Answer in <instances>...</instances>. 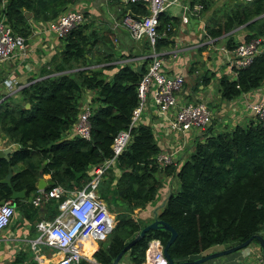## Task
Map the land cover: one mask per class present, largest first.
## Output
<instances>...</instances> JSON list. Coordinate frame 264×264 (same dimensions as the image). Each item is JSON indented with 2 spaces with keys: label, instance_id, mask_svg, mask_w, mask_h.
I'll return each instance as SVG.
<instances>
[{
  "label": "trees",
  "instance_id": "trees-1",
  "mask_svg": "<svg viewBox=\"0 0 264 264\" xmlns=\"http://www.w3.org/2000/svg\"><path fill=\"white\" fill-rule=\"evenodd\" d=\"M198 2L201 8H208L204 0ZM3 3L0 14L5 23L13 34L27 38L30 29L24 12L47 23L65 12L73 0H0V7ZM239 4L218 24L206 27L209 37L218 39L240 26L256 28L255 35H247L245 40L264 35V0ZM130 7L135 18L148 14L143 4ZM158 22L161 37L156 50L169 44L167 39L174 34L179 20L163 13ZM62 40L65 49L55 67V72L61 74L30 80L18 92L22 106L20 101L0 104V139L17 146L8 160L0 159V181L9 177L15 192H26L24 199L12 202L27 221H33L39 210L30 204L38 194L39 171L50 177L45 191L55 185L71 189V184H76L82 188L92 179L88 170L113 156V140L129 128L139 102L137 88L146 71L144 66L139 71L123 67L109 81L93 70L62 73L85 59L90 41L83 25ZM234 47L226 45L228 50ZM234 72V80L227 76L219 80L220 97L226 102L264 85V53L249 67ZM85 89L98 93L91 102V138L62 140L77 118L79 96ZM26 104L29 109H25ZM160 152L151 128L136 126L131 129L129 145L117 158L119 177L116 179L109 170L105 181L100 182L97 194L101 200L109 208L125 205L130 213L117 216L113 232L93 256L98 264H112L145 227L131 213L155 200L165 176L175 177L179 184V190L168 197L158 214V219L177 233L168 249L174 262L199 256L214 246L238 245L264 231V122L205 135L180 167L172 164L159 169L156 157ZM11 193L7 185L0 184V202L9 201ZM46 204L58 206L55 201ZM169 239L170 234L164 230L150 231L126 254L132 264H144L148 244L159 241L164 247ZM81 264L89 263L83 260Z\"/></svg>",
  "mask_w": 264,
  "mask_h": 264
},
{
  "label": "crops",
  "instance_id": "crops-1",
  "mask_svg": "<svg viewBox=\"0 0 264 264\" xmlns=\"http://www.w3.org/2000/svg\"><path fill=\"white\" fill-rule=\"evenodd\" d=\"M204 1L207 9H198V0H175L165 14L177 18L178 26L174 34L167 39L169 44L158 49L157 53L164 57L165 72L184 76V87L176 95L177 101L180 104L207 103L213 115L212 125L204 133L192 132L172 137L165 121L157 117L150 98L137 124L151 128L161 151L172 152L181 148L179 151L181 159H186L193 151L194 145L202 141L207 134L232 131L236 126L246 127L256 123L248 106L251 103H264V85L229 102L220 97V78L227 76L234 80L236 77L235 72L228 65L225 52L227 43L234 47L247 35H255L256 28L240 26L218 39L209 37L206 27L214 25L211 19L214 12L218 11L219 0ZM70 9L82 13V25L85 26L90 41L85 59L73 63L62 73L74 74L79 70H93L100 73L103 80L109 81L123 67H129L133 71H139L143 66L146 69L150 61V50L143 41H134L124 26L123 20L126 17L134 18L132 8L126 5L124 0H73L66 11ZM24 16L30 29L29 36L25 38V51L10 61L0 64V80L8 78L0 83V104L20 101L18 91L30 80L39 81L61 74L55 72V67L61 60L65 43L46 30V22L34 20L31 13L24 12ZM183 17L187 22H183ZM172 55H178L177 59H173ZM204 81H207V84ZM17 84L20 85L16 89H11L12 85ZM97 97L96 91L83 90L79 96L81 107L84 103H93ZM4 143L6 140L0 139V144ZM5 148L12 152L17 147L7 145ZM180 166L181 164L177 165ZM19 169L22 170L23 166L19 165ZM112 172L117 179L120 175L119 169ZM40 173L39 171L38 181ZM87 174L91 177L93 170H88ZM156 177L158 178V175ZM42 179L47 188L50 177L43 175ZM161 183L155 200L143 209L134 210L136 220L145 226L155 220L168 197L179 190L178 180L173 176L163 177ZM56 215L55 204L42 205L33 221L23 219L22 214L17 210L9 227L0 231V264H51L60 259L56 250L35 245L39 234L37 223L43 220L51 221ZM260 236L264 239V231ZM104 244L105 242L84 243L83 260L89 264H98L93 256ZM232 246L231 244L215 246L212 252ZM202 255L204 253L182 261L196 260ZM262 259L264 260L261 247L256 242H252L245 249L205 264H258ZM119 264H132L130 256L126 254Z\"/></svg>",
  "mask_w": 264,
  "mask_h": 264
},
{
  "label": "built area",
  "instance_id": "built-area-1",
  "mask_svg": "<svg viewBox=\"0 0 264 264\" xmlns=\"http://www.w3.org/2000/svg\"><path fill=\"white\" fill-rule=\"evenodd\" d=\"M250 1V0H244ZM175 0H124L126 5L143 4L148 14L142 18L126 17L123 24L134 41H143L150 50V61L137 88L138 106L134 109L128 130L121 131L113 140V156L101 165L92 168V179L79 188L73 184L72 189L60 185L49 190L38 191L30 201L34 208H40L49 201L57 202V215L51 221L37 223L39 236L35 245L56 250L60 256L51 264H81L84 243L99 244L105 242L115 227V219L108 206L97 194L98 186L109 170H117V158L126 150L131 141V129L136 127L144 106L150 98L157 117L165 121L171 136L185 135L192 132L204 133L212 124L213 115L207 103L180 104L176 95L183 90L184 76L169 74L164 70V57L157 53L156 45L161 37L158 33V18L173 5ZM4 9V3L0 11ZM198 9H202L198 6ZM183 22L187 19L183 17ZM83 15L79 10L70 9L58 18L46 23V30L58 39L65 38L73 29L82 25ZM25 51V38L13 34L10 26L0 14V64L13 59ZM226 57L231 70L249 67L254 60L264 53V35L239 42L231 50L226 48ZM178 55H172L177 59ZM236 76V73H235ZM256 122H264V103H251L248 106ZM93 106L84 103L79 109L75 122L62 135V140L91 138L90 117ZM174 110V112H173ZM158 138V137H157ZM176 139V138H175ZM17 147V146H16ZM1 150V147H0ZM181 148L161 151L156 157L159 169L170 165L182 164L179 157ZM17 209L11 200L0 206V231L9 227L15 218ZM163 247L158 241H151L145 252L144 264H168L162 253ZM258 264H264L260 260Z\"/></svg>",
  "mask_w": 264,
  "mask_h": 264
},
{
  "label": "water",
  "instance_id": "water-1",
  "mask_svg": "<svg viewBox=\"0 0 264 264\" xmlns=\"http://www.w3.org/2000/svg\"><path fill=\"white\" fill-rule=\"evenodd\" d=\"M25 109H29V104L25 105ZM10 154H11L10 150H6V148H3L2 150H0V159H7L8 160V156ZM42 177H43V175L40 173L39 174V181L37 183V190L38 191H42L45 188V182L43 181ZM0 184H5L11 189V191H12L11 196H10V200L11 201L21 200V199L25 198V194H26L25 191L15 192L11 188V183H10L9 177L7 179L1 180ZM3 204H4V201H1L0 202V206L3 205ZM154 230H164V231H166V232H168L170 234V239L168 240V242L166 243V245L162 249L163 256L167 260L168 264H205V263H207L209 261L217 260V259L223 258L225 256L231 255L233 253H236V252H238V251H240L242 249H245L253 241H257L258 242L259 246L262 249L263 257H264V239L260 235H254L253 237H251L250 239H248L247 241H245L243 243H240L238 245L223 249V250L218 251V252L211 253L209 255L201 256L200 258H198L196 260H187V261H181V262H174L168 255V249L172 245V243L176 240L177 233L167 223L159 220L158 219V215H156L155 220L152 223L146 225L136 235V237L124 247V249L120 252V254L117 256V258L113 261L112 264H119L121 262V260L123 259V257L126 255V252H128L129 249L135 243L140 241L148 232L154 231Z\"/></svg>",
  "mask_w": 264,
  "mask_h": 264
},
{
  "label": "rangeland",
  "instance_id": "rangeland-1",
  "mask_svg": "<svg viewBox=\"0 0 264 264\" xmlns=\"http://www.w3.org/2000/svg\"><path fill=\"white\" fill-rule=\"evenodd\" d=\"M242 2H244V0H219V6L217 7L218 8V11L215 13L214 12V15H213V18L211 19V22H212V24H215L214 22L216 21V23L217 22H219V21H221V20H223V18L228 14V13H230L231 12V10L235 7V5L236 4H242ZM239 4V5H240ZM135 18V17H134ZM54 35V34H53ZM55 36V35H54ZM56 37V36H55ZM255 37H259V36H255ZM57 38V37H56ZM254 38V37H253ZM58 39V38H57ZM250 39H252V38H250ZM146 47V46H145ZM3 80L5 81V80H8V78H6V79H2V80H0V83H1V81L3 82ZM20 84H17V85H12V87H11V89H16L18 86H19ZM21 89V88H20ZM20 89H19V91H20ZM11 90H9V92H10ZM18 91V92H19ZM13 102L14 101H12V102H10V104H13ZM15 103V102H14ZM20 106H22L23 105V102L22 101H20V103H18ZM213 121V120H212ZM2 139V138H1ZM3 139H5V138H3ZM6 140V139H5ZM7 146V143H4V144H0V147H2V148H5ZM194 148V147H193ZM36 160H37V158H36ZM184 161H185V158H184ZM73 188V184H71V189ZM109 208V207H108ZM112 208V209H111ZM109 210H110V212H111V214L114 216V219H115V224H116V218H117V216L118 215H120V214H123V213H125V211L127 212V213H130L128 210H126L125 209V205H121V206H119L118 208H114V207H110L109 208ZM135 212L133 211L132 213H131V216H132V218H134V219H136V217H134L135 216V214H134ZM37 236H39V234H37ZM108 240V239H107ZM106 240V241H107ZM105 241V242H106ZM225 245H227V244H224L223 246H225ZM215 247V246H214ZM214 247H211V248H209L208 250H206L205 252H204V255H209V254H211V253H214V252H212L214 249ZM222 249H220L219 251H221ZM215 252H218V251H215ZM204 255H202V256H204Z\"/></svg>",
  "mask_w": 264,
  "mask_h": 264
},
{
  "label": "clouds",
  "instance_id": "clouds-1",
  "mask_svg": "<svg viewBox=\"0 0 264 264\" xmlns=\"http://www.w3.org/2000/svg\"><path fill=\"white\" fill-rule=\"evenodd\" d=\"M159 242V241H158ZM160 243V242H159ZM149 245V244H148ZM163 247V246H162ZM164 257V256H163ZM167 261V260H166Z\"/></svg>",
  "mask_w": 264,
  "mask_h": 264
}]
</instances>
